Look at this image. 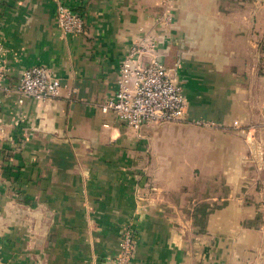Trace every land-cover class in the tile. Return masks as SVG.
<instances>
[{
  "label": "crops",
  "instance_id": "obj_1",
  "mask_svg": "<svg viewBox=\"0 0 264 264\" xmlns=\"http://www.w3.org/2000/svg\"><path fill=\"white\" fill-rule=\"evenodd\" d=\"M56 1L0 0V264H109L128 222L131 264H264V0H64L65 38ZM144 39L186 108L138 135L98 105ZM33 66L58 96L13 90Z\"/></svg>",
  "mask_w": 264,
  "mask_h": 264
},
{
  "label": "built area",
  "instance_id": "obj_2",
  "mask_svg": "<svg viewBox=\"0 0 264 264\" xmlns=\"http://www.w3.org/2000/svg\"><path fill=\"white\" fill-rule=\"evenodd\" d=\"M54 22L63 38L85 32L86 16L73 11L64 0L56 1ZM159 51V43L148 39L127 50L119 66L115 92L98 105L101 112L112 114L138 135L148 123L185 122L183 84L177 71L160 61ZM2 78L0 70V89ZM60 87V79L46 67L33 66L22 71L13 90L21 98L46 100L58 96ZM136 245L137 230L128 222L121 228L117 254L105 260L109 264H131Z\"/></svg>",
  "mask_w": 264,
  "mask_h": 264
}]
</instances>
